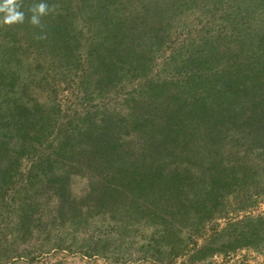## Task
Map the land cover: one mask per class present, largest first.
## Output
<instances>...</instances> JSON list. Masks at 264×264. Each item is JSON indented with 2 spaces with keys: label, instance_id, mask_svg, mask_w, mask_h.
Listing matches in <instances>:
<instances>
[{
  "label": "trees",
  "instance_id": "1",
  "mask_svg": "<svg viewBox=\"0 0 264 264\" xmlns=\"http://www.w3.org/2000/svg\"><path fill=\"white\" fill-rule=\"evenodd\" d=\"M22 1L24 52L47 59L54 34L68 25L53 26L48 8L38 14L37 0ZM188 1L100 3V92L124 108L101 102L100 126L82 135V167L100 178L91 201L105 215H142L143 225L167 240L189 229L188 245L175 254L183 264H205L214 253L240 248L264 254V214H252L264 200V0L247 7L246 0H210L200 17L213 19V28L188 31L180 49L181 35L172 33ZM258 11L262 19H251ZM33 15L39 23L29 25ZM58 44L64 52L50 57L51 66L72 50L64 38ZM158 60L162 68L172 62L174 72L154 71ZM28 93L16 100L12 118L25 178H70L71 145L79 136L60 120L51 125L39 101L24 99ZM36 152L40 172L32 169ZM204 220L225 225L208 233ZM145 255L161 261L157 250Z\"/></svg>",
  "mask_w": 264,
  "mask_h": 264
},
{
  "label": "rangeland",
  "instance_id": "2",
  "mask_svg": "<svg viewBox=\"0 0 264 264\" xmlns=\"http://www.w3.org/2000/svg\"><path fill=\"white\" fill-rule=\"evenodd\" d=\"M43 1L51 12L53 26L68 25L54 34L55 43L48 46L47 59L41 53L37 54L43 57L24 52L25 25L6 23L7 0H0V264H155L145 259L146 252L155 250L161 254L158 264H183L184 259L175 254L188 245L189 229L184 230V236L177 238L171 234L172 238L167 240L153 227L143 225L142 215L135 212L131 216L105 215L91 201L100 192V178H91L82 167L85 160L82 143L86 138L82 135L91 124L100 126L101 102L108 108H124L122 102L117 103L116 98L109 100L100 92L97 51L100 52V3L105 0H37L39 4ZM195 1L186 2L182 18L176 21L177 29L172 34L181 35L177 48L183 47L188 31L194 35L202 28L211 30L214 26L213 19L200 17L211 1L201 0L194 5ZM20 2L23 4L22 0H15L18 11ZM251 4L252 0H246V7ZM252 18L261 20L262 12L258 11ZM29 25H34L32 20ZM61 38L72 50L69 58L55 60L51 66L50 57L64 52L58 44ZM37 48L30 52H37ZM161 64L162 60H158L154 71L174 70L170 61L163 68ZM130 85L132 89L134 83ZM25 89L30 93L24 99L39 101L51 125L60 120L59 125L68 124L73 137L79 136L71 145L75 160L71 163L70 178H25L26 161L22 159L25 151L22 141L13 136L16 126L15 119L12 120L18 112L16 100L24 96ZM59 105L63 113L58 116ZM51 131L52 128L48 129L47 135ZM38 152L33 156L34 172L41 171ZM46 165L49 167L47 162ZM252 214H264V200ZM197 224L192 231L199 228L201 220ZM217 224L224 226L225 221H202L208 233ZM204 263L264 264V254L240 248L214 253Z\"/></svg>",
  "mask_w": 264,
  "mask_h": 264
},
{
  "label": "clouds",
  "instance_id": "3",
  "mask_svg": "<svg viewBox=\"0 0 264 264\" xmlns=\"http://www.w3.org/2000/svg\"><path fill=\"white\" fill-rule=\"evenodd\" d=\"M14 5H15V0H7V4H6L7 16L5 17L6 23L22 22L23 20L24 13L18 11ZM45 9H46V6L44 4H40L37 9V13L44 14ZM32 23L33 24L39 23L38 15H33Z\"/></svg>",
  "mask_w": 264,
  "mask_h": 264
}]
</instances>
